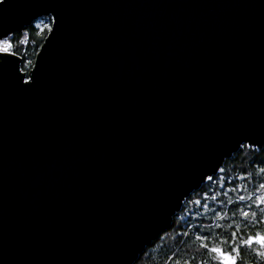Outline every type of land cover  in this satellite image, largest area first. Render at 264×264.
<instances>
[{
    "label": "water",
    "instance_id": "obj_1",
    "mask_svg": "<svg viewBox=\"0 0 264 264\" xmlns=\"http://www.w3.org/2000/svg\"><path fill=\"white\" fill-rule=\"evenodd\" d=\"M49 12L34 83L0 65V264H133L264 144V0H5L0 33Z\"/></svg>",
    "mask_w": 264,
    "mask_h": 264
},
{
    "label": "trees",
    "instance_id": "obj_2",
    "mask_svg": "<svg viewBox=\"0 0 264 264\" xmlns=\"http://www.w3.org/2000/svg\"><path fill=\"white\" fill-rule=\"evenodd\" d=\"M40 20L31 25V30L27 27L18 31L21 33L19 39L24 38L25 32L29 34L27 42L18 46V56L23 57V61L28 63L26 73L30 70L35 55L48 33V30L41 31L35 27L40 24ZM20 67H23V63ZM262 168H264V144L259 148L242 145L236 153L223 162L221 167L223 172L219 171L217 175L212 176L211 181L206 179L201 187L183 202L179 213L172 218L169 228L163 231L156 240L154 239L133 264H175V261L184 259L195 260L199 264L202 253L199 249V242L195 240V236L200 234L198 229H202L204 233L210 232V240L213 244L219 243L227 234L235 231L236 227L242 228L243 232L248 234L264 231V224L246 225L240 221L238 214L233 218V205L226 203L228 200L238 201L239 196L243 195L245 201L253 205L250 211H255L258 216L264 218V211L255 207V197L264 196V189L258 187L260 183H264ZM238 177L244 179H237ZM236 185L243 187L244 191H232L231 189ZM196 200H200L201 204L193 203ZM205 203L208 207L203 206ZM214 212L224 215L225 219H217ZM251 219L249 217V220ZM217 224L221 225V229L216 228ZM203 255L207 257V254ZM246 262L247 264H260L258 257L253 258L247 252Z\"/></svg>",
    "mask_w": 264,
    "mask_h": 264
},
{
    "label": "snow or ice",
    "instance_id": "obj_3",
    "mask_svg": "<svg viewBox=\"0 0 264 264\" xmlns=\"http://www.w3.org/2000/svg\"><path fill=\"white\" fill-rule=\"evenodd\" d=\"M5 0H0V6L4 5ZM57 25V19L54 13L49 12L44 15L40 24L35 25L37 29L48 30L54 34ZM42 26V27H41ZM29 30H31V21L29 22ZM20 32L15 34L11 31L7 33H0V65H9L16 74V79L22 86H31L34 83V74L32 78H26L27 73L25 69L28 67V63L23 61V57L18 56L19 45H23L27 42L28 32L23 34L24 38L19 39ZM23 63V67H18V64ZM251 147V144H249ZM223 172V169H219ZM264 172V168L261 169ZM205 179L211 181L212 176H207ZM237 179H244L238 177ZM260 189H264V183H260L258 186ZM232 191L242 192L243 187L240 185L234 186ZM205 199H207L205 197ZM213 199H216L213 197ZM251 199V198H249ZM193 203L201 204L200 200L193 201ZM227 204L233 205L232 217L235 218L238 214L241 222L246 225L251 224L258 226L264 224V218L258 216L257 212L250 211L253 207L251 203L245 201V196H239L238 201L228 200ZM204 207H208L205 203ZM255 207L264 211V196L255 197ZM214 215L219 220H224L225 216L219 212H214ZM249 217L252 219L249 220ZM229 227H233L229 225ZM217 229H221V225H216ZM200 234L195 236V240L199 242V249L202 256L199 264H247L246 252L251 254L253 258L258 257L260 264H264V231H255L251 234L244 233L242 228L236 227L235 231L230 232L227 236L220 240L219 243L213 244L210 240V232L204 233L202 229H198ZM214 239V238H213ZM203 254H207V257ZM175 260V258H173ZM175 264H197L195 260H178Z\"/></svg>",
    "mask_w": 264,
    "mask_h": 264
}]
</instances>
